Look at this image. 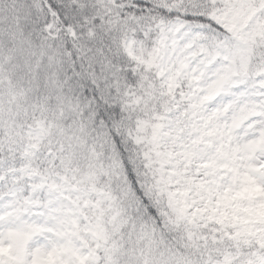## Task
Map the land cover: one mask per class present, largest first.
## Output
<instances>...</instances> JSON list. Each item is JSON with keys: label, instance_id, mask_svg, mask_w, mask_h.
Listing matches in <instances>:
<instances>
[{"label": "snow or ice", "instance_id": "6c2138e0", "mask_svg": "<svg viewBox=\"0 0 264 264\" xmlns=\"http://www.w3.org/2000/svg\"><path fill=\"white\" fill-rule=\"evenodd\" d=\"M0 264H264V0H0Z\"/></svg>", "mask_w": 264, "mask_h": 264}]
</instances>
